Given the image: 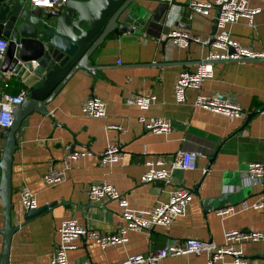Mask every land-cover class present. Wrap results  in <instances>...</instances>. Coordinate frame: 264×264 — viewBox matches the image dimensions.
<instances>
[{"label": "crops", "instance_id": "1", "mask_svg": "<svg viewBox=\"0 0 264 264\" xmlns=\"http://www.w3.org/2000/svg\"><path fill=\"white\" fill-rule=\"evenodd\" d=\"M191 1L212 0H174L163 25L164 2L123 0L121 21L134 31L110 32L90 63L98 70H78L46 105L47 114L32 110L26 117L11 164L12 224L21 226L12 235L9 264H52L50 255L57 243V227L69 218L102 233L115 232L123 224L118 202L88 200L90 184L102 181L116 187L129 207L142 213L157 201H166L174 188L187 189L192 198L186 213L170 225L155 226L149 234L130 231L124 244L102 250L89 239H76V248L67 254L69 264H80L85 258L96 264H117L129 254L145 253L186 238L221 244L223 232L230 229L264 232V207L252 208L260 199L264 203V176L256 180L246 173L249 162L264 164V63L214 61L213 76L200 89H188L184 103H175L173 83L177 75L182 70H193L206 48L191 43L186 49H171L166 43L162 54L160 41L167 38L172 28L202 39L211 36L212 18L193 12L188 7ZM246 1L248 6L260 9L254 16V26L240 18L231 27L232 36L242 45L264 53V0ZM212 14L216 15L214 9ZM171 19L173 24L169 23ZM9 84L11 94L28 89L13 74ZM47 90L34 91L31 96L42 99ZM129 94H154L156 101L144 111L124 103ZM198 94L234 101L245 114L232 118L196 106ZM90 96L105 101V117H90L81 112V104ZM253 111L255 115L246 121V115ZM140 116L162 117L170 121L171 128L161 133L145 130L138 121ZM111 124L120 125L122 130L107 128ZM6 131L0 129V154ZM110 143L121 148L123 158L107 168L100 164L99 155ZM65 145L74 150H89L91 155L71 163L60 183L47 186L43 176L50 164L62 168ZM179 149L203 153L196 169L175 171L170 184L140 182L148 157L170 158ZM24 187L35 193L37 206L53 201L56 204L25 223L26 211L19 203ZM228 206L234 208L232 213L218 215V210ZM2 227L0 203V251ZM263 244H241L248 264H264L253 258L263 251ZM205 261L204 256L180 255L166 256L158 264ZM215 264L231 263L224 259Z\"/></svg>", "mask_w": 264, "mask_h": 264}, {"label": "built area", "instance_id": "2", "mask_svg": "<svg viewBox=\"0 0 264 264\" xmlns=\"http://www.w3.org/2000/svg\"><path fill=\"white\" fill-rule=\"evenodd\" d=\"M153 2H164L172 5L174 0H149ZM65 0H29L31 6L36 8L57 9ZM188 7L195 13L204 17H216L212 14L214 9L218 11L216 31L213 35L200 38L184 30L170 29L167 33V46L172 48L186 49L191 43H199L206 48L205 53L197 62L193 70H182L173 83V97L177 104L186 101L188 89H200L202 83L213 76V63L217 60L246 61L264 57V53L257 52L242 45L232 36L231 27L240 18L247 19V25L254 26V16L260 9L248 6L246 0H212L191 1ZM170 18V17H169ZM174 19L169 23L173 24ZM8 40L0 36V64L7 49ZM11 74L0 70V129H7L12 122V109L16 104L22 102L27 96L25 88L20 89L17 94L8 92ZM156 101L154 94H129L124 97V103L135 105L141 110H148ZM194 105L209 111L232 118H242L245 114L243 107L231 100L219 97H206L198 94ZM81 112L90 117H105L106 103L97 96L88 97L81 104ZM138 121L145 130L155 133L168 132L171 128L169 120L162 117L140 116ZM107 128L122 130L120 125H108ZM65 156L62 168L57 169L53 165L48 168L43 176L47 186H54L63 180L64 172L68 170L71 163L91 155L89 150H74L65 145ZM203 156L197 150H177L170 158L164 155H155L145 160V170L140 175L141 183L160 181L170 184L172 175L177 170H194L197 160ZM123 158L121 148L117 144L110 143L99 155L102 166L112 168ZM246 173L256 180L264 176V164L260 161L249 162ZM88 200L91 203H99L103 200H116L121 208L123 224L113 233H102L98 230L89 229L80 224L76 219L69 218L60 222L57 227V243L51 252L52 264H69L68 252L76 248L75 241L80 237L89 239L96 243L100 249L114 245L124 244L130 231L150 233L155 226H168L178 216L184 215L191 201L192 195L185 188H174L171 190L166 201H157L147 212H140L129 207L123 194L112 184L102 181L90 184L87 191ZM20 206L24 211L37 207V199L34 192L27 188L20 190ZM262 199L252 205V208H263ZM234 211L231 206L218 210V215L225 216ZM264 241L263 231H250L230 229L223 232V242L217 244L214 241H202L196 238H186L176 244L167 245L162 248H153L145 253H134L127 255L117 264H158L166 256L193 255L204 256L205 264H215L219 260L227 259L231 264H248L244 256L241 244L244 242ZM80 264H96L89 258H85Z\"/></svg>", "mask_w": 264, "mask_h": 264}, {"label": "water", "instance_id": "3", "mask_svg": "<svg viewBox=\"0 0 264 264\" xmlns=\"http://www.w3.org/2000/svg\"><path fill=\"white\" fill-rule=\"evenodd\" d=\"M122 1L67 0L62 8L46 10L31 6L29 0H0V36L8 40L0 70L19 77L28 88L27 96L12 109V122L4 133L5 142L0 154V203L3 211L0 264H9L12 235L21 226L12 224L14 206L10 183L12 158L17 138L22 133L21 126L26 125V117L32 110L47 114L46 105L78 70L90 73L98 70V66L90 63L110 32L134 31L121 21ZM164 4L163 25L170 8L169 4ZM216 17L212 18L211 35L216 31ZM167 40L168 37L160 41L162 54ZM253 60L264 63V57ZM46 88L48 90L42 99L31 96L32 92H42ZM255 113H248L246 121ZM55 204L53 201L27 210L25 223ZM253 258L264 262V246L263 251Z\"/></svg>", "mask_w": 264, "mask_h": 264}]
</instances>
